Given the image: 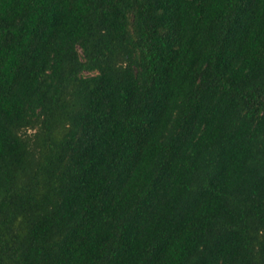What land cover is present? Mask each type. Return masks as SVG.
Listing matches in <instances>:
<instances>
[{
    "label": "trees",
    "instance_id": "1",
    "mask_svg": "<svg viewBox=\"0 0 264 264\" xmlns=\"http://www.w3.org/2000/svg\"><path fill=\"white\" fill-rule=\"evenodd\" d=\"M0 264H264V0H0Z\"/></svg>",
    "mask_w": 264,
    "mask_h": 264
},
{
    "label": "rangeland",
    "instance_id": "2",
    "mask_svg": "<svg viewBox=\"0 0 264 264\" xmlns=\"http://www.w3.org/2000/svg\"><path fill=\"white\" fill-rule=\"evenodd\" d=\"M27 132H33V129H28Z\"/></svg>",
    "mask_w": 264,
    "mask_h": 264
}]
</instances>
